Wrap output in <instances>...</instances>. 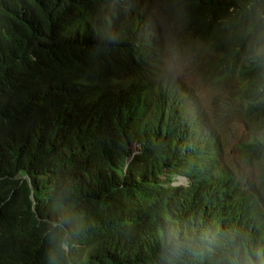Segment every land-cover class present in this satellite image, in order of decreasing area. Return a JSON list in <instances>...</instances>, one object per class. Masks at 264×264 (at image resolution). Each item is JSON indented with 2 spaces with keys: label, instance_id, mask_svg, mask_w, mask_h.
<instances>
[{
  "label": "trees",
  "instance_id": "trees-1",
  "mask_svg": "<svg viewBox=\"0 0 264 264\" xmlns=\"http://www.w3.org/2000/svg\"><path fill=\"white\" fill-rule=\"evenodd\" d=\"M169 7L218 63L238 64V117H264V0ZM153 17L135 0H0V264H205L222 241L240 257L220 264H264V124L241 153L260 168L249 184L157 126L137 95L160 76ZM179 171L197 206L153 217L129 184Z\"/></svg>",
  "mask_w": 264,
  "mask_h": 264
},
{
  "label": "clouds",
  "instance_id": "clouds-1",
  "mask_svg": "<svg viewBox=\"0 0 264 264\" xmlns=\"http://www.w3.org/2000/svg\"><path fill=\"white\" fill-rule=\"evenodd\" d=\"M163 1L169 12L168 17L166 18L165 15H162L160 19H158L155 13L159 11V9L155 7L153 0H135V2H142L143 5L152 8L154 15L153 18L158 26L160 34L158 52L154 51L155 54L152 57L153 66L156 69L155 72L159 73L160 76L156 79L145 82L142 87H139L137 95L139 96L140 102L147 108L149 113L158 115L156 119L157 126H171L176 129L180 128L183 135L196 143V146H198L197 148L201 150V158L207 159L204 152L211 153V161L215 160L217 162L215 169L217 173L233 175L235 178H237L235 175L237 174L242 182L246 184L252 183L259 174L260 168L254 163H247V159L244 158L241 153H243L246 146L251 145L260 133L259 129L262 124H264V117L256 119L253 125L241 117H238V114L234 111V108L236 107L234 96L238 91V87L242 88V84L239 82L244 80L241 70L238 68V64H234L231 67L226 64L218 63V57H216L212 50L207 46V43L196 39L193 35L192 38L190 37L178 14L174 9L172 10V8L169 7L171 0ZM113 2L123 3V0H113ZM168 18L171 19V21H169ZM174 23L178 24V27H175ZM164 26H169L174 32L177 44H197L199 47H206L210 51L212 58L208 70L210 73L214 72L217 83L221 80H228L231 83H234L233 88L228 90H225L224 88V92L220 90L223 85H220L217 89L218 93L216 94L215 99L217 100L218 105H224L236 113L228 119L243 121L250 126V128L246 127V134H249V138H243L240 140L235 149L239 154V157L246 161L248 168L253 170L252 172L254 174H251V179L249 181L245 182L240 177L235 167L225 161L227 155L225 144L227 136L222 135L219 129L214 130L212 129V126H210V123L212 122V113L204 111L193 96V92L189 88H184L180 82H178L177 78L163 70L162 62L164 57L161 51V38ZM163 72L164 78L162 76ZM136 81L138 82V80ZM97 104L98 101L95 99L94 105ZM216 114L220 117L222 115V110ZM224 123L225 122H223V124ZM130 149H138V144L133 142L130 145ZM134 153H136V151ZM133 154L126 161L123 167L124 170ZM156 179V184L147 182H132L129 184L131 188H140L135 193V196L148 208L153 217H177L179 214L188 212L197 206L198 200L194 190L191 188L192 181L186 173L179 171L171 177L161 174L157 175ZM242 185L245 186L243 183ZM204 255L205 264H220L229 258L239 256L233 246L226 241L210 245L208 250L204 252L203 256ZM192 260L193 256L187 264H192ZM239 262L240 260L233 264H239Z\"/></svg>",
  "mask_w": 264,
  "mask_h": 264
},
{
  "label": "rangeland",
  "instance_id": "rangeland-1",
  "mask_svg": "<svg viewBox=\"0 0 264 264\" xmlns=\"http://www.w3.org/2000/svg\"><path fill=\"white\" fill-rule=\"evenodd\" d=\"M153 2L155 7L159 9L155 13L158 19L162 15L167 18L169 12L164 1L153 0ZM168 20L171 21L169 18ZM174 26L178 27V24L174 23ZM176 42L174 32L169 26H164L161 38V51L164 57L163 70L177 78L184 88H189L204 111L212 113L210 126L214 130L219 129L222 135L227 136L225 161L235 167L245 182L249 181L251 174H254L253 170L248 168L246 161L239 157L235 149L240 140L249 138V134H246V127L250 128V126L243 121L228 119L236 113L224 105H218L215 99L220 85H223L220 90L224 92V88L225 90L233 88L234 83L228 80H221L217 83L214 72L210 73L208 70L212 55L206 47L201 48L197 44L187 43L183 45ZM162 76L164 78V72ZM221 110L222 115L218 117L216 113ZM223 122L225 123L223 124Z\"/></svg>",
  "mask_w": 264,
  "mask_h": 264
},
{
  "label": "bare ground",
  "instance_id": "bare-ground-1",
  "mask_svg": "<svg viewBox=\"0 0 264 264\" xmlns=\"http://www.w3.org/2000/svg\"><path fill=\"white\" fill-rule=\"evenodd\" d=\"M179 106V105H178ZM170 196V195H169Z\"/></svg>",
  "mask_w": 264,
  "mask_h": 264
}]
</instances>
